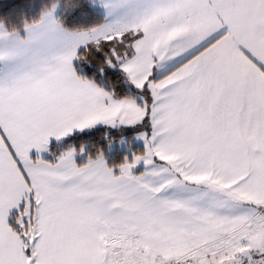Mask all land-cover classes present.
Returning <instances> with one entry per match:
<instances>
[{"label":"snow or ice","instance_id":"obj_1","mask_svg":"<svg viewBox=\"0 0 264 264\" xmlns=\"http://www.w3.org/2000/svg\"><path fill=\"white\" fill-rule=\"evenodd\" d=\"M0 264H264V0H0Z\"/></svg>","mask_w":264,"mask_h":264}]
</instances>
